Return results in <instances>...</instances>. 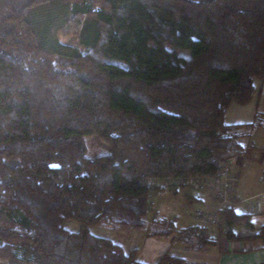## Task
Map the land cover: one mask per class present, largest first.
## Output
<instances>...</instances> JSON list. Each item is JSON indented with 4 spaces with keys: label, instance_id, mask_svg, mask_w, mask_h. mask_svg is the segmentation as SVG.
Here are the masks:
<instances>
[{
    "label": "trees",
    "instance_id": "obj_1",
    "mask_svg": "<svg viewBox=\"0 0 264 264\" xmlns=\"http://www.w3.org/2000/svg\"><path fill=\"white\" fill-rule=\"evenodd\" d=\"M255 79L264 0H0V261L187 264L169 250L139 260L90 229H145L151 191L190 189L148 180L213 178L242 155L261 120L227 124L225 113L251 101ZM91 138L107 151L89 154ZM251 217L230 206L221 236L200 224L178 239L194 252L260 239L264 225L234 232Z\"/></svg>",
    "mask_w": 264,
    "mask_h": 264
},
{
    "label": "rangeland",
    "instance_id": "obj_2",
    "mask_svg": "<svg viewBox=\"0 0 264 264\" xmlns=\"http://www.w3.org/2000/svg\"><path fill=\"white\" fill-rule=\"evenodd\" d=\"M61 41L67 44L75 45L76 41L73 36L61 37ZM178 55L183 58L187 59L189 57V52L184 50L177 51ZM259 82L258 79L254 80L255 86V94L252 97V100L255 95L259 93ZM262 92L264 93V85L262 87ZM252 101H249L247 105H237L231 104L225 113V120L227 122H236V121H255L256 118H250V115H246L247 118H241V116L245 115L243 110L249 108ZM257 113V119H260L262 124H264V113L256 110L255 114ZM244 119V120H243ZM247 119V120H245ZM252 120V121H251ZM264 127L256 128V133L254 136H250V140L257 144L264 147ZM243 130V129H242ZM241 130V132H242ZM258 132V133H257ZM88 153L91 155L100 154L107 151L106 146L102 143L98 142L96 139H88ZM260 151V150H259ZM260 155L263 154V151H260ZM256 187V185H254ZM190 191H180L177 194H174L169 191H160L155 192L151 191L148 196V204L151 207V211L147 213L145 219L147 222V228L141 230H130L125 228H106V227H92L90 229L91 233L99 236V237H106L110 238L113 241L119 243L125 248H137L139 250L138 259L146 262H154L156 259L166 250L172 254H179L174 249L178 247H185L183 243L180 242L178 232L181 228H186L190 226L200 225L194 221L191 217V211L200 209V210H208L211 209L208 207L206 201L205 204L201 202H194L191 206L188 205V202L185 199V195L188 194ZM239 205V208H243L242 204ZM192 207V208H191ZM235 208H238L235 206ZM240 211V209H238ZM202 225V224H201ZM221 225V224H220ZM212 226L206 225L207 231L215 237L221 236L225 230L224 225ZM244 225H239L234 227L233 229L236 232H245L243 227ZM68 228L70 230H77L78 225L70 222L68 224ZM171 229V234L168 235H155L152 234L153 230H163L167 231ZM244 229V230H243ZM222 238V237H221ZM217 250V246H212L205 250L203 254H207L208 252H214ZM187 255V254H186ZM198 256V255H197ZM202 256V255H201Z\"/></svg>",
    "mask_w": 264,
    "mask_h": 264
},
{
    "label": "crops",
    "instance_id": "obj_3",
    "mask_svg": "<svg viewBox=\"0 0 264 264\" xmlns=\"http://www.w3.org/2000/svg\"><path fill=\"white\" fill-rule=\"evenodd\" d=\"M259 85V93L254 96L253 100L251 99L252 102L249 108L243 110L245 115H242L241 118H247L246 115L249 114L250 118L253 119L257 109L261 112V114L264 113V93L262 92L264 83L259 82ZM225 122L227 124H250L253 121L250 122L249 119V121L238 120L236 122L229 123L225 120ZM262 127H264V124L261 122L259 129ZM256 130L258 129H254L250 133L251 137L255 135L254 133H256ZM246 131V128H243L242 132ZM262 131H264V128ZM250 136L244 137L241 140L245 149L244 153L240 156H230L228 159L231 167L239 174V181L235 194V200L237 202L235 206L238 208H235L234 206V209L237 213L243 214V208H239V205L237 204H242L240 201L243 199L257 196L264 191V147L253 143L250 140ZM259 150H262L263 154L260 155L261 152ZM254 185H256V187ZM185 190L190 191L186 195L192 198L191 201L201 202L204 204L206 201L209 208H212L214 205V199L210 196L206 188L198 190L184 189L181 191ZM238 209H240V211H238ZM249 222L251 224L250 226H243L245 232L239 233L236 232V230H234V232L242 238L254 235L258 227L264 225V209L262 214L251 217ZM216 246L217 250L210 253L208 252V255L203 254V252H205L208 248L201 252H194L183 247L175 248L174 250L179 254L173 253V255L182 257L185 259L187 264H264V236L260 239L246 238L238 241H229L222 237L218 239ZM0 264L5 263L0 261Z\"/></svg>",
    "mask_w": 264,
    "mask_h": 264
},
{
    "label": "built area",
    "instance_id": "obj_4",
    "mask_svg": "<svg viewBox=\"0 0 264 264\" xmlns=\"http://www.w3.org/2000/svg\"><path fill=\"white\" fill-rule=\"evenodd\" d=\"M239 181V174L230 165H223L213 178L188 179H150L147 181L148 187L152 189L164 188L167 190H179L189 187L190 189L206 188L210 196L214 199V205L208 210H192L191 217L194 221L204 224L218 226L222 223L221 213L230 206L236 205V190ZM243 205L244 214L257 216L263 213L264 191L254 197L245 198L240 201Z\"/></svg>",
    "mask_w": 264,
    "mask_h": 264
}]
</instances>
